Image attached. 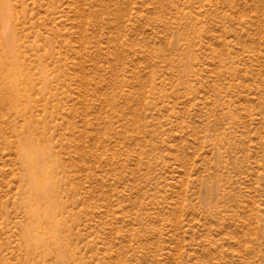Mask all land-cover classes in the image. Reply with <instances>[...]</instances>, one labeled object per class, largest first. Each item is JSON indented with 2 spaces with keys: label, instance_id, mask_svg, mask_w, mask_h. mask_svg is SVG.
<instances>
[{
  "label": "rangeland",
  "instance_id": "1",
  "mask_svg": "<svg viewBox=\"0 0 264 264\" xmlns=\"http://www.w3.org/2000/svg\"><path fill=\"white\" fill-rule=\"evenodd\" d=\"M5 1L0 264H264V0ZM28 135L56 233L25 202Z\"/></svg>",
  "mask_w": 264,
  "mask_h": 264
},
{
  "label": "bare ground",
  "instance_id": "2",
  "mask_svg": "<svg viewBox=\"0 0 264 264\" xmlns=\"http://www.w3.org/2000/svg\"><path fill=\"white\" fill-rule=\"evenodd\" d=\"M0 11V23L5 32L7 40L6 46L11 51L9 59L6 57L3 63L0 60V73L3 78L1 94L4 100L6 99L15 107L24 97V92L20 88V79L22 76L19 72L18 55L15 53L14 43L11 37H9L11 32V12L7 1L4 0ZM41 75L44 77V74ZM26 131H29V129ZM19 150V160L24 174L23 189L27 191L25 202L31 208V218L43 223L44 227L48 228L47 230L50 233L51 231L56 233V223L54 222L53 213L50 208L54 204H52L49 197L53 195L55 185V181L52 180L54 178L50 172L51 165L49 161L52 160L50 157L51 153H48L49 150L46 145L40 143L31 135L24 136ZM44 203H46L45 210L48 211L47 213L41 211L44 209L42 206ZM53 236L50 238L56 242ZM57 242L59 243V240Z\"/></svg>",
  "mask_w": 264,
  "mask_h": 264
}]
</instances>
